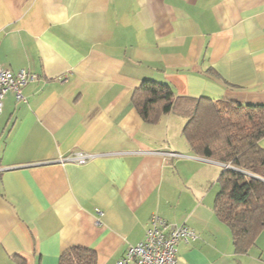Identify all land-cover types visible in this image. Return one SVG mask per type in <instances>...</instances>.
<instances>
[{
  "label": "crops",
  "instance_id": "1",
  "mask_svg": "<svg viewBox=\"0 0 264 264\" xmlns=\"http://www.w3.org/2000/svg\"><path fill=\"white\" fill-rule=\"evenodd\" d=\"M0 65L37 76L0 114V264L74 247L117 264L154 214L195 233L177 264H264V229L237 253L216 216L223 164L194 153L184 117L146 122L132 102L150 80L264 104V0H0Z\"/></svg>",
  "mask_w": 264,
  "mask_h": 264
},
{
  "label": "trees",
  "instance_id": "2",
  "mask_svg": "<svg viewBox=\"0 0 264 264\" xmlns=\"http://www.w3.org/2000/svg\"><path fill=\"white\" fill-rule=\"evenodd\" d=\"M143 120L155 123L174 111L187 122L182 131L197 155L229 166L218 178L214 211L231 231L235 252L245 253L264 229V104L176 97L166 84L145 80L132 96ZM59 264H96L90 249L74 247Z\"/></svg>",
  "mask_w": 264,
  "mask_h": 264
},
{
  "label": "built area",
  "instance_id": "3",
  "mask_svg": "<svg viewBox=\"0 0 264 264\" xmlns=\"http://www.w3.org/2000/svg\"><path fill=\"white\" fill-rule=\"evenodd\" d=\"M37 79L24 70L13 73L0 65V114L5 96L11 93L17 101L24 99L23 88ZM168 156H176L169 153ZM95 158L91 154H75L65 161L84 164ZM224 168L229 166L223 165ZM196 238L195 233L184 225L170 224L154 214L144 239L137 245L129 246L117 264H177L176 254L179 243H189Z\"/></svg>",
  "mask_w": 264,
  "mask_h": 264
}]
</instances>
